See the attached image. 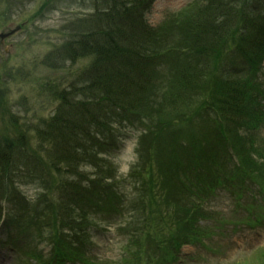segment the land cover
<instances>
[{
	"label": "trees",
	"instance_id": "obj_1",
	"mask_svg": "<svg viewBox=\"0 0 264 264\" xmlns=\"http://www.w3.org/2000/svg\"><path fill=\"white\" fill-rule=\"evenodd\" d=\"M152 1L103 0L102 9L94 6L96 13L89 21L91 24L83 25L82 21L81 26L87 32L61 44L43 59L44 66L52 71L66 69L67 63L75 64L81 58L89 59L66 88H53V81L48 82L55 92L52 91V101L57 103L55 117L39 126V136L49 141L47 159L60 168L63 179L70 178L63 191L60 185L57 191L53 190L60 192L59 197L51 196L50 202L44 200L53 230L57 226L56 233L61 238L66 226L69 232L73 230L70 215H75V211L87 218L90 208H98L99 201L112 205L107 200L112 191L108 185L104 186L105 181L101 185L93 180L84 182L87 174L82 171L85 165L102 166L96 174L101 176L109 171L112 179L114 171L109 162L96 156L107 142L113 141L105 132L112 120L122 125L135 118L142 131L138 160L132 168V176L141 168L150 175L145 180L140 174L135 177L141 211L155 214L164 206L167 213L174 214L168 219L170 227L180 222L173 234L170 232L162 239L150 234L153 219L147 218L139 229L144 234L142 244L146 251L149 247L173 250L193 236L198 240L202 230L194 224L209 219L203 206L215 196L220 184L222 188L234 182L242 185L233 192L237 197L245 188L243 180H247L251 186H257L264 201V148L257 147V136L264 126V90L258 84L264 71V0H200L182 10L179 20L170 26L176 30L169 34L167 27L158 30L145 23L144 14ZM171 39L179 40L177 46L172 45ZM224 53L236 54L242 62L237 66L225 65ZM204 93L207 101L199 102L193 109ZM77 95L83 98L78 99ZM176 111L179 116L173 124L200 127L204 136L211 131L214 141L220 142L214 149L219 156L214 159L234 155L237 159L234 168L226 160L215 164L198 155L209 151L212 141L207 137L177 141L170 132L171 123L162 119L170 117L166 112ZM146 121L153 122L146 124ZM173 134L176 135L175 131ZM16 138L0 146L4 186L17 177L15 173L3 179L11 171V165L30 154V139L19 135ZM151 138L164 141V146L170 145L168 172L162 163L155 166L151 162L149 153L153 150L146 147ZM171 168L176 169L174 174ZM8 196L20 199L18 195ZM81 198H88L89 206ZM247 205L248 210L254 207ZM110 211L115 212V206ZM52 245L56 258L77 257V253L67 256L59 240ZM172 252L166 253V260H155L145 253L134 264H169Z\"/></svg>",
	"mask_w": 264,
	"mask_h": 264
},
{
	"label": "rangeland",
	"instance_id": "obj_2",
	"mask_svg": "<svg viewBox=\"0 0 264 264\" xmlns=\"http://www.w3.org/2000/svg\"><path fill=\"white\" fill-rule=\"evenodd\" d=\"M44 1L0 0V32H7L16 26H22L20 31L4 40L0 46V146L6 142H13L17 135L30 139V143H28L29 157L26 156L20 162L12 164L8 175L3 176V179L7 180L13 177L11 176L12 173L17 174V177L9 183V185L14 184V186L9 188L10 190L17 188V193L24 196V201L20 211L16 209L15 203L11 205L10 202L5 205V214L11 215L13 221L5 227L4 231H0V264H27V261L29 262L30 259L26 255H20L17 258L18 253L11 240L8 239L18 236H24L20 239L22 242L17 243L22 251L26 249L27 252L28 249L35 250L37 248L36 253L40 257V264L52 262L51 244L57 240L61 242V246H64L63 251L67 256L78 254L83 249L85 257L93 264H97V262L99 264H116L126 254L128 260H133V252L138 250L139 243H142L143 240V236L138 232V225L143 226L142 217H144V214L134 218L135 212L132 210L130 214L124 212L123 216L116 215L115 218L111 213L101 215L103 211L100 208V213L98 209L92 210L86 218L82 212L75 211V215H70V219L74 224L73 230L69 232L66 226L64 237L61 238L56 233L57 226L53 230L54 224L51 225L50 218L43 210V204L39 205L37 203L40 192L46 193V196L51 199V196H59L60 192L57 194L53 191L59 189L58 185L63 191L67 183L70 182V178L63 179L60 168L47 159L46 153L49 152V141L43 139L42 135L39 136L41 133L39 126L44 121L47 122L55 117L57 103L52 101V91L54 92V90L51 87L65 88L87 63L86 60L82 59L76 64L67 63V69L52 71L44 67L43 57L48 52L50 54L53 49H57L61 44L68 42L75 35V31H77L76 35L83 33L84 29L80 21L85 16L93 14L94 6L91 0H53L43 7ZM191 1L156 0L146 14V21L153 27L161 26V22L169 23L172 21L171 25L166 26L168 28L167 34H169V31L176 30L170 29V26H173L177 22L176 20H179L174 19L176 12ZM42 9L43 12H41ZM71 24H73L75 31L72 29ZM178 41L170 40L174 46H177L175 43ZM51 80H53V84L49 87L47 84ZM262 83L264 84V80H262ZM44 89L47 92L43 93ZM205 95L207 93H204V97L198 100L193 109L199 106V102L207 101ZM77 98L82 99L83 96L77 95ZM192 103L195 104L196 101L193 100ZM166 115H170V117H162V119L167 120L169 124L171 123L170 132L177 141L187 142L188 140H201V138L207 137L206 139L212 141L211 147L209 151L199 152L198 155L215 164L222 161L221 158L223 157L214 159V157L219 156L215 155L214 149L220 145V142L214 141L211 131L204 136L200 133V127H179L178 124H173L177 122L176 118L179 116L177 111L172 114L166 112ZM117 121L112 120L110 125L108 124L105 128L106 135L116 139L117 149H112L111 152L99 151V154L96 155L98 160H110L112 162L114 168L113 180H111L109 171L101 176L96 174L102 170V166H92L91 168L85 166L84 169L89 174L87 176H91L89 179H93L94 182H97L96 184L105 181L104 186L108 185L112 192L123 193L125 198L131 201L133 196L136 195L132 186V183L136 180V175L140 174L143 180L150 175L145 174V170L141 168L130 178L131 167L134 165L137 156L135 151L137 140L142 131L139 122L135 121V118L128 119L127 123L122 125ZM152 122L146 121V124ZM35 129H37L36 132ZM174 131L177 136L173 134ZM36 133L38 136H36ZM21 134H25L27 137ZM260 135L264 146V129ZM162 142L159 139L152 140L151 138V140H147L146 147L153 150V153H149L151 162H154L155 166L162 163L164 170L168 172L171 167L168 155L172 149L170 145L164 146ZM18 151L22 153L21 148H18ZM224 157L230 159V156L224 155ZM171 170L176 169L171 168ZM1 174L0 170V191L4 192L5 187L1 182ZM232 184L227 185L225 189L220 187L222 186L220 184L217 194L206 206L207 214L210 213V219L202 224L208 227L210 235L205 237L201 243L193 244L194 241H197L196 237L189 238L186 244L190 243L191 245L182 247L178 252L177 264H234L247 256L250 259L247 264H257L256 261L259 264H264L263 198L258 192L257 186H251L247 180H243V185L246 188H242L243 196L238 195L236 197L233 192H236L239 189L238 187L241 188L242 185L237 184V182ZM143 189L146 190L147 187ZM177 192L179 193V188H177ZM81 199H83V203L89 206L88 198ZM247 204H252L254 207L248 210ZM160 208L161 210L155 214L149 215L153 219V222L150 223L154 233H151L165 239L170 232L172 234L175 232L180 226V222L177 221L174 227L171 228L168 219H172L170 217H173L174 214L168 213L167 215L162 210L163 206H160ZM170 210L174 212V209L170 208ZM248 211H252L253 215H250ZM16 213L23 216V219H16ZM248 216L251 219H248ZM254 216H257L259 223L254 222L256 220ZM139 219L138 224L137 220ZM35 221L41 223L42 226ZM30 223H33L38 231L32 228L33 226ZM194 227H197L198 230L201 229L199 223L194 224ZM196 234H199V232ZM133 238L135 239L134 242H132ZM79 244L83 246L79 247ZM261 248L262 251H259ZM140 249L142 254H145L146 251L142 249V244ZM160 249L161 253L167 258V252L173 251L174 254V251L178 250V248L168 250L164 247ZM12 250L15 251L14 255L11 253ZM189 260L194 262L191 263ZM126 262H128L127 264H134L129 261ZM33 264H35L34 261Z\"/></svg>",
	"mask_w": 264,
	"mask_h": 264
},
{
	"label": "water",
	"instance_id": "obj_3",
	"mask_svg": "<svg viewBox=\"0 0 264 264\" xmlns=\"http://www.w3.org/2000/svg\"><path fill=\"white\" fill-rule=\"evenodd\" d=\"M11 34H13V31L8 33V34H0V40H4L5 38H7Z\"/></svg>",
	"mask_w": 264,
	"mask_h": 264
}]
</instances>
